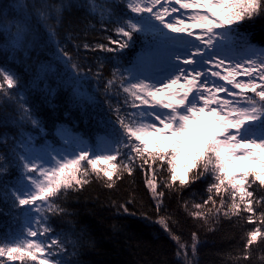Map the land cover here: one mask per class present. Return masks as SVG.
I'll return each mask as SVG.
<instances>
[{
  "label": "snow or ice",
  "instance_id": "1",
  "mask_svg": "<svg viewBox=\"0 0 264 264\" xmlns=\"http://www.w3.org/2000/svg\"><path fill=\"white\" fill-rule=\"evenodd\" d=\"M0 36V264H157L122 222L140 176V217L175 244L158 264H201L222 230L221 264H264V0H12ZM124 184L113 217L74 209Z\"/></svg>",
  "mask_w": 264,
  "mask_h": 264
},
{
  "label": "trees",
  "instance_id": "2",
  "mask_svg": "<svg viewBox=\"0 0 264 264\" xmlns=\"http://www.w3.org/2000/svg\"><path fill=\"white\" fill-rule=\"evenodd\" d=\"M12 0H0V6L10 4ZM90 24L96 25L97 31H89L86 36L81 35L82 40H86L90 43H96L105 33L99 31V24L96 20L89 21ZM3 37L0 36V40ZM83 51V50H82ZM134 54V53H133ZM88 55V62L94 63L91 54ZM101 55H103L101 53ZM2 59V57H0ZM83 127V125H81ZM2 131V129H0ZM142 176L137 178L135 185H132V188L136 190L137 199L139 203L135 208H132V211L137 212L136 217H131L122 222L129 224L132 227V230L137 231L141 238L144 241H147L153 245L150 249H145L139 253L141 260L147 259L151 261H157V264L160 260L166 256L170 262L174 261V250L175 244L163 233L159 225H153L149 222L144 221L139 215V210H143L151 213L152 205L149 203L150 196L146 194L145 189L141 185ZM129 190V185L124 184L121 186L118 193H109L107 190L94 188L90 190V193L85 197H82L79 202L73 200V206L76 211L80 213V218L86 222L93 225L99 224L101 220L114 216V210L110 209L107 200L110 195H117L118 197L124 198L127 195ZM99 197V201L97 200ZM0 208H3V204L0 203ZM7 218L0 214V222H4ZM110 222H115L112 220ZM105 230L107 229V224L103 225ZM227 229V224H225V230ZM201 239L205 241L204 246L200 250V261L201 264H221L223 260V253L227 251L231 246V241L223 238V230L220 233H205L201 231ZM114 248V245L110 241H105L103 251L111 252ZM162 254V255H161ZM96 259L103 260L108 262V264H118L119 260L122 259H134V257L128 253H125L123 256L116 255H100L96 256Z\"/></svg>",
  "mask_w": 264,
  "mask_h": 264
},
{
  "label": "rangeland",
  "instance_id": "3",
  "mask_svg": "<svg viewBox=\"0 0 264 264\" xmlns=\"http://www.w3.org/2000/svg\"><path fill=\"white\" fill-rule=\"evenodd\" d=\"M209 132V129L206 128L202 123L193 127V129L186 135L190 138V141H200L204 138L205 134ZM194 150V149H190ZM249 167H254L249 165Z\"/></svg>",
  "mask_w": 264,
  "mask_h": 264
}]
</instances>
